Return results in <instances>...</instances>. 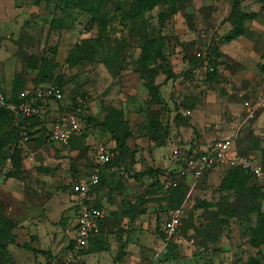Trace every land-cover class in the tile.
Here are the masks:
<instances>
[{"label":"rangeland","instance_id":"374dc122","mask_svg":"<svg viewBox=\"0 0 264 264\" xmlns=\"http://www.w3.org/2000/svg\"><path fill=\"white\" fill-rule=\"evenodd\" d=\"M96 1L81 0L90 12L61 0H0L4 89L19 95L53 84L63 92L59 101L40 102L45 114L28 121L26 141L0 111V264H57L67 255L76 221L72 184L95 168L105 177L92 188V204L103 208L104 221L71 264H246L252 256L264 263V240L253 234L264 188L252 179L229 188L217 168L182 177L176 189L161 186L162 175L178 170L179 152L223 138L264 166V72L257 67L264 0ZM251 13L242 33L226 39ZM199 27L210 34L202 37ZM146 39H159L161 55L143 68ZM199 51L214 54V76L197 73ZM75 106L83 133L51 141V124ZM106 122L129 136L111 165L98 167L96 147L114 145Z\"/></svg>","mask_w":264,"mask_h":264},{"label":"built area","instance_id":"2783aa9c","mask_svg":"<svg viewBox=\"0 0 264 264\" xmlns=\"http://www.w3.org/2000/svg\"><path fill=\"white\" fill-rule=\"evenodd\" d=\"M210 31L211 29L205 27L198 28L202 37L209 35ZM197 56L200 57V64L197 68L198 74L213 70L206 51L197 52ZM62 96L63 92L58 86L48 84L32 91L20 93L14 99L9 100L0 85V107L9 110L17 123L30 116L43 118L45 111L40 102L59 101ZM245 106L251 112L249 103L246 102ZM180 111L185 115H189L191 112L189 109H180ZM49 130V139L54 142H68L73 136L81 134L83 127L80 108L72 107L54 121ZM21 134L26 140V134L24 132ZM112 157L111 147L98 145L94 152L95 166H105ZM179 160L178 170L173 175H162L161 184L164 188L178 186L182 177L188 176L192 179H198L206 171L216 168H241L249 172L258 184L264 186V169L262 166L248 156L237 154L230 139L223 138L210 141L204 145L189 146L185 152H179ZM98 182L99 172L96 168L89 174L88 178L73 182L70 196L77 211L74 237L71 239V249L57 264H71L72 256L88 243L90 237L99 233L100 223L105 213L103 208L93 206L91 195V189ZM175 217L174 214L167 223V228L170 231L176 227Z\"/></svg>","mask_w":264,"mask_h":264},{"label":"trees","instance_id":"16d2710c","mask_svg":"<svg viewBox=\"0 0 264 264\" xmlns=\"http://www.w3.org/2000/svg\"><path fill=\"white\" fill-rule=\"evenodd\" d=\"M61 1L64 4H66V5H72V6L78 7V8L79 7L80 8H85V9H87L90 12L93 9L92 4L81 3V0H61ZM152 1L153 2L151 4H155V0H152ZM96 2L97 3H101L100 0L96 1ZM253 17H255V13L242 15L238 19V21L236 23V26L229 32V34L225 38L231 40V39H234L239 34H241L242 33V29H243V24H242L243 23V19L242 18H253ZM160 47H161V43H160L159 39H146V40L143 41V43L141 45V48H140V51H141L140 57H141L142 65L144 66V67L142 66L143 68H145L146 66L151 64L157 57H159L161 55ZM208 57H209L210 64H211L213 70L212 71H207L204 74H206L208 77H212V76H214V74L216 72V68H215V65H214L215 64L214 54H212L211 51H210V55H208ZM196 60H197V66H196V69H197L199 64H200V57L197 56V55H196ZM139 67H140V62H139ZM257 67H258V69L260 71L264 72V48H263V50L260 53L259 61L257 63ZM0 85H1V88H2V90L4 92V94L8 97L9 100L14 99L17 96V94H14V92L8 93L4 89V87H3L2 83H1V80H0ZM146 88L148 90L147 93L150 94V96L153 98L152 101L154 103H160L161 102V98L159 97V94L156 92V88H154L151 84H146ZM76 107L77 106H75V108ZM0 111H3L5 113L9 114L11 119L14 121V117H13L12 113L9 110H7V109H5L3 107H0ZM182 114L184 116H188V115H185L184 113H182ZM80 116L83 119L81 113H80ZM33 119H38V117L30 116V117L25 118L20 123H17V122L14 121L17 124V126H18V127H16L17 129H16V132H15V137L19 138L20 140H24L23 136L21 134L22 132H24L26 134V137H27L26 140H28V137H29L28 135L29 134L25 130H27L26 126L28 124V121H31ZM84 121H85L86 125H88V120L84 119ZM102 125H105L106 132H109L110 137L112 138V140L114 142V145L111 147L112 148V152L116 151L117 147L122 146L124 144V141H125L126 137L129 136V132L128 131L126 132V131L123 130V125L119 126L118 124H113V123H109V122L102 123ZM49 129H48V133H47V137L48 138H49V134H50V130ZM82 133H83V131H82ZM26 140H24V141H26ZM234 150H235V147H234ZM236 153L238 154L237 151H236ZM239 155H242V154H239ZM111 163H112V158H111V160L108 163L105 164V166L107 167V166L111 165ZM262 168L264 169V166H262ZM222 170H225L226 174L230 178L229 188H231L233 185H239V184L245 182L247 179H249V180L252 179L253 182L255 183V185L257 186V188H259V189L264 188V186L258 184L255 181V179L253 178V176L249 172H247V171H245V170H243L241 168H223ZM100 172H99V182H98L97 185L101 184L103 179H104V177H105L104 176L105 174L102 173V170H100ZM209 172L210 171H206L201 177H204ZM97 185H95V186H97ZM161 186H162V184H161ZM179 186H180V183L176 187H168V188H163V189H165V190L168 189V191H169L170 189H176ZM91 191L93 192L94 189H91ZM94 204H93V206L100 207V204L98 202L97 203L95 202ZM76 215H77V211H76ZM103 221H104V218L102 219V221L100 223L99 233H100V231L102 229ZM253 234H254V240H257V239H259L261 241L264 240V214L261 215L260 220H259L258 228L253 231ZM254 244H255V242H254ZM69 247H71V241L69 243ZM246 264H264V263H261L259 261V258L252 256V257L248 258Z\"/></svg>","mask_w":264,"mask_h":264},{"label":"crops","instance_id":"0c3cea01","mask_svg":"<svg viewBox=\"0 0 264 264\" xmlns=\"http://www.w3.org/2000/svg\"><path fill=\"white\" fill-rule=\"evenodd\" d=\"M49 102H50V101H47V103H49ZM49 128H50V127H49ZM216 169H217V168H216ZM98 234H99V233H98ZM98 234H97V235H98ZM97 235H95V236H97ZM95 236L90 237L89 241H90L91 239H93ZM89 241H88V242H89Z\"/></svg>","mask_w":264,"mask_h":264}]
</instances>
